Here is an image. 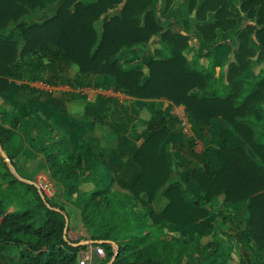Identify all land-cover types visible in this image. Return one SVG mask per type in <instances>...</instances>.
Returning a JSON list of instances; mask_svg holds the SVG:
<instances>
[{
	"label": "trees",
	"instance_id": "obj_1",
	"mask_svg": "<svg viewBox=\"0 0 264 264\" xmlns=\"http://www.w3.org/2000/svg\"><path fill=\"white\" fill-rule=\"evenodd\" d=\"M159 1L160 7L155 6L158 0H0L1 92L15 79L23 82L16 97L26 89L51 96L48 89L30 84L72 86L70 70L77 65L80 74L94 77L96 88L144 99L141 108L150 114L141 120L144 129L139 132H129L138 118L127 111L119 122L110 123L118 136H129L126 148L118 150L96 145L92 133L102 116L88 110L75 115L61 105L64 120L76 122L85 134L74 155L68 138L57 133L46 113L34 110L14 117L0 110L2 118L7 116L0 126L16 118V128L35 152L50 164L63 159L73 168L77 178L65 192L78 189L76 201L84 206L94 196L111 192V182L104 184L98 174L105 162L115 165L118 183L132 193L129 202L108 201L86 218L88 239L105 248L109 264L134 263L131 249L147 242L141 252H149L156 264H177L171 262L169 250L159 257L158 241L151 240L161 230L158 225L200 223L210 228L213 213L229 222L230 214L236 215L232 206L239 202L245 203L248 218V229L240 231L247 243L254 240L257 248L248 245L264 264V0ZM244 12L255 22L241 25L238 18ZM174 22L198 36L194 51L206 59L197 64L199 70L189 67L185 53L190 34L177 30ZM156 36L159 40L151 49ZM223 45L235 51L237 60L224 56L217 74L216 52ZM255 54L252 63L248 58ZM157 99L184 104L195 125V134L176 148V160L162 148L180 120ZM216 122L230 133L218 144ZM199 141L200 150L195 148ZM134 164L140 172L129 180ZM7 177L0 170V252L17 251L19 261L28 264H79V241L69 239L65 231L66 214L41 192L40 203L26 205L20 188H34L35 182ZM87 182L92 183L89 188H78V183ZM161 197L167 199L161 209L146 208ZM136 199L146 207L136 209ZM219 243L200 264H225L218 261L219 250L230 253V248L223 238Z\"/></svg>",
	"mask_w": 264,
	"mask_h": 264
},
{
	"label": "rangeland",
	"instance_id": "obj_2",
	"mask_svg": "<svg viewBox=\"0 0 264 264\" xmlns=\"http://www.w3.org/2000/svg\"><path fill=\"white\" fill-rule=\"evenodd\" d=\"M47 1L49 4H54L56 2V0ZM41 18L42 17L39 16L37 19L40 20ZM238 20L240 24H246L251 21L255 22V19L247 17L246 12L240 15ZM194 37H197L198 42V36L196 35ZM195 41V39L192 40V42ZM185 53L191 69L199 70L198 67H200V65L197 67V64H205L206 59L203 57L199 58L194 51V47H189ZM225 54H230L233 56V60H237L235 51L228 45H223L218 48L216 52L217 60L223 59ZM256 56V54L251 55L248 59L253 63ZM78 70L79 67L77 65H74L70 70V77L73 79L72 86L67 84L48 86L41 81L32 82L30 84L31 86L41 89H48L51 96L34 94L35 92L31 93L29 89H26L20 97H16L14 94L19 91L23 82L12 79L10 87L5 91H0V110L14 117L31 113L34 110H38V112H42L43 114L46 113L49 120H53V127L57 130V133L69 139L68 148H70L72 155L76 154L81 148V144L78 145L70 141L69 132L72 130L71 127L73 125L64 120V113L59 109L61 105H64L65 111L68 113H81L84 108L86 111L88 110V112H94L96 115L102 116V120L97 122V124L108 126H110L112 122H119L121 115L125 111L131 114L137 112L136 115L138 119H136L134 125L129 128V132L134 133L136 130L139 132L144 129L141 120L147 119L150 115L146 109L140 108L139 103H130L132 105H128L124 101L121 102L118 98L108 101L110 96H108L107 93H101L97 90L90 92L94 97L93 100H89L86 94L81 90L96 88L94 85V77L82 75ZM56 112L57 114H55ZM173 114L179 117L180 122H177V127L170 133L168 145H164L162 149L166 150L171 159L176 160L174 155L176 148H178L180 143L186 141L189 136L194 135L196 130L193 119L187 109H185V111L180 109L175 110ZM6 117L2 118L0 113L1 121L6 119ZM15 120L16 118H13L10 122L6 121L0 126V170L3 174L9 175L7 181L17 179L26 183H36L33 184L35 185L34 188H29L28 185H23L20 188L22 201L29 206L41 202L39 198L40 185L36 181L37 178L42 173H45L53 181L55 195L52 197L46 195L44 197L49 198L54 208L66 214L65 230L69 239L76 242L79 241L77 244L79 246L78 261L80 262L83 256L90 250V246H95L87 242L89 241L88 230L90 226V224L86 222L87 215L96 212L101 205L103 206L108 201L111 205L115 204L117 198L126 199L129 202L128 199L132 193L120 186L117 181L119 175L115 168L112 166L109 167V174L112 177V179H110L107 175V168L102 166L99 170L98 177L104 184L111 182V192H103L94 196L90 204L84 206V203L76 201L77 197L80 195L78 189L71 191L70 195L69 192H65V189L71 186V183L75 180L74 178H77L74 169L64 162L63 159H59L56 164L47 162L43 154L35 152L30 144L24 140L21 130H18L14 124ZM216 124L219 128L218 144L225 137L230 136V133L227 134V131H225V125L220 122H216ZM102 143L105 144L106 142L103 141ZM99 144H101V139H96V145ZM201 146L202 143L200 141L195 144L196 149H201ZM1 148L5 151L10 161H7L5 157L1 155ZM116 148L118 150H124L126 147L116 146ZM139 172L140 167L138 164H135L128 177L129 180H133ZM71 173L74 176H71ZM185 173L187 175L190 172L188 171ZM11 184H14V182ZM81 186L85 188L83 183L82 185L78 183V188ZM72 198L75 199V201H73ZM136 201L138 203L136 209L139 210L146 207L139 200L136 199ZM166 203L167 199L161 197L149 204L146 208L161 209ZM232 207L236 215L230 214L231 219L229 222H223V214L219 215L216 212L212 214L213 227L210 228L203 227L200 223L189 226H174L169 223L159 224L158 227L160 226L161 230L153 234L151 240L158 241L156 250L160 259L164 257L165 251L169 250L168 255L172 258L171 262L175 260L177 264H200L201 257L213 247L219 248L220 238H223L224 244L227 248H230V253L222 249L219 250L220 255L218 256V261H223L225 264H239L240 262H243V264H261L255 252H253V248L248 244L252 243L256 248L258 246L253 243V239H251L250 243H247L246 237L243 236L240 231L245 228L248 229L245 203L239 202ZM46 215L50 218L55 216L54 213H47ZM240 219L242 220L241 222ZM147 243H138V245L131 249L130 254L136 256V260L132 264H156L150 258L149 252H141L144 248L143 246ZM176 243L178 244L176 245ZM148 249L150 250L151 248ZM5 251L7 250L0 252V264H28L26 261H19V253L17 251L14 253ZM105 258L106 256L101 258L93 254L89 262L90 264H109L105 261ZM261 260L264 262V251L261 253Z\"/></svg>",
	"mask_w": 264,
	"mask_h": 264
},
{
	"label": "crops",
	"instance_id": "obj_3",
	"mask_svg": "<svg viewBox=\"0 0 264 264\" xmlns=\"http://www.w3.org/2000/svg\"><path fill=\"white\" fill-rule=\"evenodd\" d=\"M49 3V2H48ZM160 1L158 0V3L157 4H155V6L156 7H160ZM241 25H246V24H241ZM173 26L177 29V30H179V31H182V32H184V33H187V34H190L189 36V47H196L197 45H198V42H197V37H194V36H196L195 34V32H186V31H184L183 30V28L179 25V24H177L176 22H174V24H173ZM194 35V36H193ZM196 40L195 42H192V40ZM158 40H159V36H156L155 38H153V40L150 42V46H151V49H152V46H153V44L155 45L157 42H158ZM152 43V44H151ZM150 53V51H148V53L147 54H149ZM224 56H229V57H233L232 55H230V54H225ZM223 56V57H224ZM222 61V59L221 60H217V57H216V63H217V74L219 73V71H220V65H219V63ZM205 63H206V61H205ZM97 91L98 92H101V93H107L108 94V96H110L111 98H118L121 102H125V103H127L128 105H132V104H130V103H135V104H137V103H139L140 105H139V107L141 108L142 107V102H144V99H139V98H136V97H133V96H129V95H126V94H124V93H122V92H117V91H115V90H113V89H105V88H97ZM157 102H160L163 106V109H165V108H167V107H170V108H172V112H174L175 110H178V109H180V110H182V111H185V109H187L186 108V106L184 105V104H179V105H176V104H174L172 101H170V100H167V99H157L156 100ZM70 113V112H69ZM84 113H86V110H85V108H84V110L81 112V113H72V114H75V115H82V114H84ZM92 113H94V112H92ZM137 113V112H136ZM136 113H134V114H136ZM39 115V118L40 119H43V117H44V115L42 116V114H38ZM71 125H73L72 127H71V129L72 130H70V141L72 142H74V143H77L78 145H80V144H82L83 142H84V140H85V134L82 132V130H81V128L78 126V124L76 123V122H72V123H70ZM74 133V134H73ZM92 135H93V137L95 138V139H101V144H99L100 146H104V147H116V146H119V147H126V144L128 143V140H129V137L128 136H125V137H123V136H118L114 131H113V129H112V127L111 126H108V125H100V124H97L96 126H95V129H94V131H93V133H92ZM69 140V139H68ZM103 141H105L106 143L105 144H103L102 142ZM202 143V142H201ZM69 147H70V144H69ZM202 147H203V144H202V146H201V149H202ZM200 150V149H199ZM69 151H70V154H71V150H70V148H69ZM72 155V154H71ZM135 165V164H134ZM133 165V166H134ZM103 166H105V168H109L110 166H112L113 168H115V165H113L111 162H105V165H103ZM133 166H131V168H133ZM116 169V168H115ZM117 170V169H116ZM117 172H119L118 170H117ZM131 174V173H130ZM129 174V175H130ZM118 175H119V173H118ZM129 175L127 176V179H129L128 177H129ZM84 185V187L85 188H83L82 187V189H87V188H89L92 184L91 183H85V184H83ZM87 242H89V241H87ZM89 243H91L92 244V242H89ZM91 247V246H90Z\"/></svg>",
	"mask_w": 264,
	"mask_h": 264
},
{
	"label": "built area",
	"instance_id": "obj_4",
	"mask_svg": "<svg viewBox=\"0 0 264 264\" xmlns=\"http://www.w3.org/2000/svg\"><path fill=\"white\" fill-rule=\"evenodd\" d=\"M97 88H93L91 90H86L82 89L81 91L86 94L87 98L89 100H93V95L90 93L91 91H95ZM37 183L40 185V192L44 196H54L55 195V189H54V184L53 181L45 174L42 173L38 178H37ZM93 254H95L98 257H105L106 256V250L103 246L101 245H95L91 246L90 250L83 256V258L80 260V264H90L89 260L92 258Z\"/></svg>",
	"mask_w": 264,
	"mask_h": 264
},
{
	"label": "water",
	"instance_id": "obj_5",
	"mask_svg": "<svg viewBox=\"0 0 264 264\" xmlns=\"http://www.w3.org/2000/svg\"><path fill=\"white\" fill-rule=\"evenodd\" d=\"M1 154L5 157V159L7 160V161H10V159L7 157V155H6V153H5V151L1 148ZM36 184V183H35ZM66 231V230H65ZM89 242H91L90 240H89Z\"/></svg>",
	"mask_w": 264,
	"mask_h": 264
}]
</instances>
